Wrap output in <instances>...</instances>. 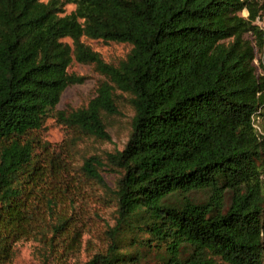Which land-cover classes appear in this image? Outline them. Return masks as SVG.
<instances>
[{
	"label": "trees",
	"instance_id": "obj_1",
	"mask_svg": "<svg viewBox=\"0 0 264 264\" xmlns=\"http://www.w3.org/2000/svg\"><path fill=\"white\" fill-rule=\"evenodd\" d=\"M261 10L257 0H0V264L44 225L51 245L69 232L64 212L87 185L112 195L117 217L105 253L85 264H264ZM83 37L131 48L107 64ZM73 61L103 80L86 106L56 113L72 137L54 149L37 134L84 81L68 74ZM116 93L133 113L123 149L76 167L79 140L109 142Z\"/></svg>",
	"mask_w": 264,
	"mask_h": 264
},
{
	"label": "rangeland",
	"instance_id": "obj_2",
	"mask_svg": "<svg viewBox=\"0 0 264 264\" xmlns=\"http://www.w3.org/2000/svg\"><path fill=\"white\" fill-rule=\"evenodd\" d=\"M257 1L262 7L259 13L264 16V0ZM74 8L75 6L72 4L66 5L64 7L65 14H69ZM240 16L246 18L247 11L243 9ZM246 38L250 39L248 35H246ZM63 41L70 44L68 39ZM81 41L97 53L103 62L112 65L122 61L131 48L126 43L103 42L85 37ZM260 62L261 53L257 51L253 66L258 75L263 73ZM67 72L83 77L84 81L80 84L70 85L64 90L55 110L45 119L41 131L37 134L42 142L48 143L54 149L72 137V133L67 127L57 121L55 118L56 113L67 114L86 106L95 96L96 89L103 80L102 76L95 72L92 66L79 64L75 61L71 63ZM116 102L119 115L108 117L105 120L107 132L110 136L109 142L93 138L79 140L74 158L76 167L81 165L84 158L90 156L104 158L107 153L123 149L130 133L133 113L128 104L127 95L116 93ZM255 125L259 126V123ZM263 131V127H259V132L264 135ZM102 177L105 184L112 189L117 176L105 171L102 173ZM70 199L72 200V206L67 207L64 212L65 216L71 218L72 221L69 232H65L64 236L54 237V244L51 245L50 228L44 225L41 228V235L35 234L13 245L11 258L7 264H42L44 262L47 264H85L95 255L105 253L110 243L109 232L113 228L117 217L116 202L112 195L98 186L87 185L82 186L79 192ZM46 222L49 223L50 220H46ZM73 233H76V236L71 242ZM147 264L162 263L157 258H152L147 261Z\"/></svg>",
	"mask_w": 264,
	"mask_h": 264
},
{
	"label": "built area",
	"instance_id": "obj_3",
	"mask_svg": "<svg viewBox=\"0 0 264 264\" xmlns=\"http://www.w3.org/2000/svg\"><path fill=\"white\" fill-rule=\"evenodd\" d=\"M255 24L264 31V16H262V19L257 18Z\"/></svg>",
	"mask_w": 264,
	"mask_h": 264
}]
</instances>
